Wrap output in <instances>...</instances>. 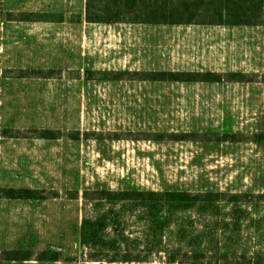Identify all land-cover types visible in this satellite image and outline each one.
I'll use <instances>...</instances> for the list:
<instances>
[{"label":"rangeland","instance_id":"obj_1","mask_svg":"<svg viewBox=\"0 0 264 264\" xmlns=\"http://www.w3.org/2000/svg\"><path fill=\"white\" fill-rule=\"evenodd\" d=\"M38 68L60 73L52 78L20 77L21 71ZM86 69L262 74L264 27L88 26L19 20L2 24L0 252L32 243L35 251L59 248L61 259L41 263L35 256L21 264H108L95 261L90 251L96 246L81 241V223L86 216L109 217L111 208L118 212L121 207L87 203L83 197L87 189L264 192V143L156 141L145 134L264 131V82H114L81 79L75 73ZM42 129L63 135L47 140L39 136ZM78 131L81 140L70 135ZM88 131L110 136L85 138ZM21 186L41 189L46 200L33 205L2 195L3 187ZM242 209L239 240L249 252H264V202ZM121 212V229L106 218L105 238L117 240L122 251H150L152 264H165L168 254L178 249L179 222L185 221L188 235L206 231L223 248L235 227L231 206L204 217L194 211L180 213L162 241L157 239V247L146 250L155 235L148 229L145 212ZM187 240L184 246L189 245Z\"/></svg>","mask_w":264,"mask_h":264},{"label":"trees","instance_id":"obj_2","mask_svg":"<svg viewBox=\"0 0 264 264\" xmlns=\"http://www.w3.org/2000/svg\"><path fill=\"white\" fill-rule=\"evenodd\" d=\"M8 17L19 21L63 22V13H9ZM81 14L72 16V22H80ZM85 20L95 24H143L156 26H215L222 28L264 27V0H86ZM56 69H30L21 71L20 77H57ZM79 78L96 81L138 80L149 82L178 83H216L232 81L239 83L264 82V73H247L242 71H197V70H118V69H86L75 72ZM39 136L47 140H57L63 133L59 130H38ZM147 138L156 141L208 142L233 144L264 143V131L245 132L238 130L225 131H150ZM71 137L81 140V132H72ZM104 139L110 134L106 132H86L85 138ZM119 136V134H116ZM120 137V136H119ZM2 195L8 199L38 204L46 200L41 189L32 187H3ZM85 201L101 204H118L121 209L113 208L104 218L92 220L86 216L81 223V241L96 246L90 251L95 261L108 264H152L148 258L152 247L163 233L180 216V213L194 211L204 217L206 213L215 214L222 207H232L235 227H231L226 248L221 247L208 238L206 231H198L193 236L187 234L184 222H179L176 230L182 238L178 249L170 252L165 264H264V252H249L245 244L239 240L241 218L245 213L242 206L264 202V192L230 191L222 189H148V188H99L87 189L83 195ZM142 209L145 212L149 231L153 240L147 245V254L136 249L123 250L119 242L105 238L103 230L107 227L106 218L113 220L121 229V216L129 211ZM97 224L100 226L97 227ZM242 227V226H241ZM194 230V229H193ZM161 235V236H159ZM189 237V238H188ZM188 239V246L184 243ZM33 242L32 240H30ZM234 245V246H233ZM32 243H20L19 246L4 249L0 252V263L21 264L36 260L41 263L57 262L62 257L59 248L35 251ZM106 259V260H104Z\"/></svg>","mask_w":264,"mask_h":264},{"label":"crops","instance_id":"obj_3","mask_svg":"<svg viewBox=\"0 0 264 264\" xmlns=\"http://www.w3.org/2000/svg\"><path fill=\"white\" fill-rule=\"evenodd\" d=\"M85 7L86 0H0V33L1 25L4 23H10L14 20L8 17L9 13H63L65 14V21L63 22H48L51 24L57 23H70L74 25H80L85 23L88 26L98 25L95 23H88L85 20ZM75 14H81L83 19L80 22H72L71 18ZM105 25V24H99ZM111 25V24H107ZM7 28V27H6ZM3 27V29H6ZM14 38V36H11Z\"/></svg>","mask_w":264,"mask_h":264}]
</instances>
